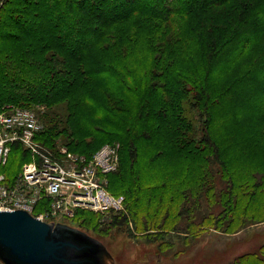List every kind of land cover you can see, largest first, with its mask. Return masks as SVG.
I'll return each mask as SVG.
<instances>
[{"label": "trees", "instance_id": "obj_1", "mask_svg": "<svg viewBox=\"0 0 264 264\" xmlns=\"http://www.w3.org/2000/svg\"><path fill=\"white\" fill-rule=\"evenodd\" d=\"M134 18L151 58L140 74L126 62V57L105 60L99 56V51H105L109 44H119L113 28ZM184 21L190 25L183 33ZM45 29L58 33L51 38ZM183 34H190L196 43H182ZM253 42H264V0H14L12 5L0 0V105H6L0 110L9 106L33 108L18 103L45 104L55 109L51 113L56 119L44 120L45 131L38 138L49 148L51 137L66 141L64 132L71 131L73 138L82 135L85 129L81 121L72 120L70 104L79 87L98 81L111 91L105 98L107 102L99 103V107L122 115L105 122L124 136L105 143L121 144V161L124 146L133 156L138 154L141 138L149 139L159 132L167 133L174 148L189 157L205 154L210 146L215 155H221L224 141L216 139L215 131L214 146L212 140L204 143L198 138L186 107L191 101L195 106L200 104L206 113L202 115L204 122L208 123L223 101L234 100L235 90L247 80L253 81L252 74L259 73L249 70L233 74ZM133 79L135 84L129 83ZM133 98L137 100L136 107ZM143 122L145 129L141 130ZM90 128L92 139L95 134H103L98 124ZM204 132L208 135V125ZM251 132L245 129V135ZM43 137H48L47 144ZM97 151L81 155L91 157ZM26 154L30 162V154L14 145L9 163L0 169L8 168L12 157ZM114 174L109 177L110 183ZM133 178L132 188L139 194L157 188L150 185L143 189L139 176L135 174ZM132 188L126 192L131 193ZM122 227L128 236H133L129 227ZM84 231L92 233L90 229ZM150 231L156 232L148 229L140 235ZM258 253L259 249L243 254L232 264H264L263 257L255 256Z\"/></svg>", "mask_w": 264, "mask_h": 264}, {"label": "rangeland", "instance_id": "obj_2", "mask_svg": "<svg viewBox=\"0 0 264 264\" xmlns=\"http://www.w3.org/2000/svg\"><path fill=\"white\" fill-rule=\"evenodd\" d=\"M7 1L10 5L14 2ZM136 18L113 28L119 44H109L105 51H99V56L105 60L126 57V62L140 74L147 69L151 58L144 36L135 28L139 26ZM189 25L187 21L181 24L183 33ZM174 28L177 29L176 26ZM44 32L51 38L58 33L52 29ZM189 36L183 34L182 43H196ZM235 69V75L249 70L259 73L252 74L251 78L255 75L253 81L247 80L235 90L234 100L228 97L214 110L211 122H204L202 115L206 113L200 104L195 106L191 101L186 107L187 117L194 122L198 138L204 143L212 140L213 144L215 131L216 139L224 141L221 155H215L210 146L205 154L189 157L174 148V142L169 140L167 133H154L149 139H140L138 154L129 155L128 146H124L121 165L111 177L108 190L127 199L124 209L107 214L78 208L73 214L61 217L58 212L54 216L56 218L43 221L67 222L65 224L85 233V229H90L92 233L87 234L107 247L115 264H232L237 257L255 253L258 249L255 256L264 258V42H253ZM134 81L129 83L135 84ZM76 92L69 112L73 113L72 120L81 121L85 130L76 138L72 137L71 131L64 132L66 141L61 137H51L48 149L56 157H60L61 148L72 154H91L103 144L124 137L105 125L106 121L117 120L122 115L105 112L98 105L107 102L105 98L111 92L108 87L91 81ZM134 103L136 107V99ZM17 105L33 106L43 121L56 119L51 113L55 109L45 104ZM144 123L139 126L141 130L145 129ZM96 124L103 134H95L92 139L89 130ZM207 125L209 136L204 132ZM245 129H251L250 135H245ZM47 138L43 137V141ZM12 158L8 168L0 169V176L6 178L3 184L7 188L14 186L15 177L29 163L27 154ZM63 159L66 163L68 155ZM135 174L139 176L143 189L154 185L156 190H143L139 194L132 188L135 186ZM128 188H132L131 193L126 192ZM137 194L140 195L139 201H136ZM47 207H51L50 203ZM36 210L42 212L44 209ZM125 225L133 236L126 234L122 227ZM148 229L156 232L140 235Z\"/></svg>", "mask_w": 264, "mask_h": 264}, {"label": "built area", "instance_id": "obj_3", "mask_svg": "<svg viewBox=\"0 0 264 264\" xmlns=\"http://www.w3.org/2000/svg\"><path fill=\"white\" fill-rule=\"evenodd\" d=\"M45 127L37 109L0 110V168L9 163L14 145L31 156L14 186L7 188L5 176H0V211L24 210L43 221L56 218L58 212L61 217L73 214L78 208L107 214L124 209L125 197L108 190L109 177L120 166L121 144H105L91 157L61 148L56 157L38 140ZM64 155H68L66 163ZM37 208L44 210L37 212Z\"/></svg>", "mask_w": 264, "mask_h": 264}, {"label": "water", "instance_id": "obj_4", "mask_svg": "<svg viewBox=\"0 0 264 264\" xmlns=\"http://www.w3.org/2000/svg\"><path fill=\"white\" fill-rule=\"evenodd\" d=\"M2 264H115L107 247L63 223L44 222L29 212L0 211Z\"/></svg>", "mask_w": 264, "mask_h": 264}, {"label": "flooded vegetation", "instance_id": "obj_5", "mask_svg": "<svg viewBox=\"0 0 264 264\" xmlns=\"http://www.w3.org/2000/svg\"><path fill=\"white\" fill-rule=\"evenodd\" d=\"M35 215H37V213H35Z\"/></svg>", "mask_w": 264, "mask_h": 264}]
</instances>
